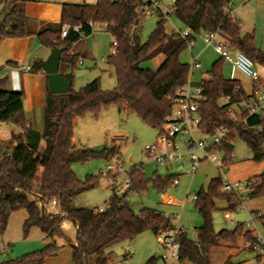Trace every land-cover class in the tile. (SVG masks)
Segmentation results:
<instances>
[{
    "label": "trees",
    "instance_id": "16d2710c",
    "mask_svg": "<svg viewBox=\"0 0 264 264\" xmlns=\"http://www.w3.org/2000/svg\"><path fill=\"white\" fill-rule=\"evenodd\" d=\"M230 2L175 0L172 17L183 31H189V37L184 40L166 33V22L157 18L154 30L142 43L140 32L145 18L138 13V0H97L95 5H63L60 22L41 25L40 28L38 22L24 15L21 0H0L7 11L4 19H0V41L36 36L40 44L50 50L63 49L60 69L61 72L70 70L64 79L68 82L65 95H50L46 84L40 131L32 128L25 118L22 94L5 90L6 80L0 79V123L20 129L18 134L11 135L8 146L0 149V237L6 230L10 215L16 211H25L27 215L22 226L23 238L36 228L52 240L60 233L62 223L69 221L75 229L71 246L73 264H88L91 256L93 264H115L114 254L108 251L111 247L130 243L144 232L158 237L173 230L171 218L163 213L148 208L135 212L125 201L130 193L143 196L149 186L157 193H163L172 185L173 176L154 174L149 180L139 166L130 168L128 186L120 193L122 196L113 194L102 212L72 207L74 198L97 185L96 177L78 180L72 172V165L97 158L109 160L117 155L115 146L105 147L99 152L78 148L74 143L73 128L78 120L96 118L103 110L115 107L120 115H134L144 125L159 132L171 114L175 92L189 80L188 65L181 63L179 57L187 49V41L200 34L220 31L232 51L241 52L253 64L264 65V53L254 47L253 35H240L236 22L225 14ZM89 23L94 26L105 24L104 30L116 44V54L106 59L116 81L111 91L101 90L98 79L78 91L73 90L72 72L76 69L78 57L70 54L73 44L60 39V33L64 26H80L79 34L89 37L93 32ZM158 55L164 59L155 71L140 67L142 62ZM223 64L222 59L213 63L208 80L198 84L206 97L199 108L200 131L211 135L219 127L230 130V145L223 148L227 158L223 164L225 169L231 164L236 139L248 148L251 161L263 162L264 117L252 116L247 121L249 127L233 129V123L218 105L222 96L231 97L232 102L244 97L241 88L235 92L236 87H240L236 81L224 78ZM34 70L40 71V65H34ZM40 143H43V148ZM244 184L246 192L239 199L232 193H221L219 175L205 191L196 195L195 209L203 224L196 230L195 241L189 240L183 232L178 235L179 264H210L208 254L212 237L234 242L236 237L242 236L250 246L255 243L251 232H242V225L217 234L212 229L215 201H225L227 210L231 212L240 208L244 199L264 198V173ZM52 201L56 203L53 209L50 207ZM259 220L264 226V217ZM58 250L52 241L40 250L15 259L6 258L0 264H44ZM146 264H156V260L150 259Z\"/></svg>",
    "mask_w": 264,
    "mask_h": 264
},
{
    "label": "rangeland",
    "instance_id": "374dc122",
    "mask_svg": "<svg viewBox=\"0 0 264 264\" xmlns=\"http://www.w3.org/2000/svg\"><path fill=\"white\" fill-rule=\"evenodd\" d=\"M161 4L163 8H169L172 5V0H163ZM157 20V16L155 15L145 17L140 32V40L142 43L146 42L151 35ZM165 31L169 33L178 32L183 31V28L171 17V19L165 23ZM94 37L96 41L92 47L87 43L88 56L83 59V65H77L76 69L72 72L74 91H78L95 79H98L100 88L103 91H111L116 86L114 73L113 71H108L109 67L106 64V59L111 55L112 41L107 34L97 31V29H94ZM195 38L202 39V36L200 35ZM190 49L187 48L180 55L179 61L181 63L186 65L189 64ZM101 59H103V61H101ZM154 60L155 59L144 61L141 63L140 67L153 70L155 67ZM94 61H96L95 65L93 63ZM254 68L259 71L262 67L261 65L255 64ZM36 125L38 126L40 124ZM194 136L195 139L201 138V136L196 133ZM157 137L158 132L144 125L138 117L134 115H120L115 107L103 110L96 118L85 117L78 120L73 128L74 143L78 148L99 152L105 147L115 146L117 155L112 156L109 160L97 158L84 164L72 165V172L78 180L85 181L88 178H97V185L90 191L74 198L71 204L72 207L75 209L92 211L105 209V204L114 194L113 182L111 178H104L100 175L102 172H106L107 166L111 164L115 158L119 160V165L121 167V171L115 177V186L117 188H122V192L125 190L124 183L127 178V173L133 166L141 167L146 178L149 180L152 179L154 173L159 176L168 174L169 171L165 168L154 166L144 152L145 146H154L156 144ZM262 147L264 150V142ZM219 156L222 158L223 153L219 154ZM202 164L203 163L200 164L201 166L199 165L200 171L197 175L191 176L186 174L180 176L177 188L169 187L167 191L157 193L149 186L147 192L143 196L130 193L125 197V201L135 212L142 208H148L159 211L166 217L174 216V218L171 219L173 228L183 232L189 240L195 241L196 230L202 226L203 221L195 209V203L191 198L196 196L201 189L205 190L209 180L217 178L219 175L220 177L224 176L225 179L227 178L231 183H244L250 179L258 169V163L251 161V154L248 148L239 139H236L233 143L231 164L227 169L222 168L218 170L220 166L219 163L214 165ZM163 194L174 199V207L163 205L160 200V196ZM215 208V211L211 215L214 234L222 230L230 231L241 224L246 230H250L249 228L255 229L256 235L262 240L264 245V226L261 225L259 220L254 222L253 227H247V224L249 225L247 211L250 212L252 209L260 210L261 215L264 216V198L244 199L241 207L231 212L226 209L225 201H215ZM65 222L71 225L69 221ZM71 228L72 229L66 233L65 237L60 239V241L62 245L65 246L66 250L72 254L71 246L74 243L75 235L72 225ZM53 243H55V240ZM214 244H225L230 248H235L236 239L234 242H230L217 240V238L212 237V245L216 246ZM56 245L59 248L58 251L63 247L59 243ZM239 245L241 247L237 254L231 256L224 264H257L256 257L262 255L264 258V247L260 252L253 251L251 246L242 240H240ZM108 251L114 254V262L119 264H146L150 259H155L156 264H166L161 260L164 252L158 242V238L154 237L150 232H144L138 235L130 243L115 245ZM209 252L208 258L210 264L222 263V256H224L223 251L218 252L216 249L211 252L209 248ZM126 254L129 255V257L124 259V255ZM93 263L94 258L91 256L88 258V264ZM168 264L179 263L171 261Z\"/></svg>",
    "mask_w": 264,
    "mask_h": 264
},
{
    "label": "crops",
    "instance_id": "0c3cea01",
    "mask_svg": "<svg viewBox=\"0 0 264 264\" xmlns=\"http://www.w3.org/2000/svg\"><path fill=\"white\" fill-rule=\"evenodd\" d=\"M21 1L23 5L24 15L27 18L38 22V28H40L41 25L58 24L60 22L63 5L80 6L95 5L97 3V0ZM5 11L6 10H4L3 3H0V16ZM229 14L230 17L236 22L239 28L240 35L252 34L254 39V47L260 52L264 53V0H231L229 6ZM94 29H97V31L100 32H104L112 41L110 35L104 29H100L98 27H95ZM94 29L89 37L79 39L71 46L70 54L78 57V66H82L83 59L88 56L87 43L91 47L95 44L96 40L94 37ZM166 33L170 34L169 32ZM200 35L202 36V34ZM51 52L52 50L40 44L36 36H30L22 39H4L0 41V79L6 80L5 90L22 94V107L25 118L32 126V128L38 131L41 130L42 126V106L44 102V96L46 94V79L44 73L42 72V69L40 71H35L34 65H36V60H40L41 62L45 61L50 56ZM190 58L195 59L196 62L200 64V68L192 69L189 74V81L193 85H198L202 81L208 80V72L210 71L213 63L220 59L214 53L212 48L204 45L200 38L194 39L193 45L190 49ZM154 59L155 67L152 71H155L160 66V63H162L164 58L162 55H158ZM101 61H103V59H101ZM93 63L95 65L96 61H94ZM26 67H29L30 70L25 71ZM261 67V70H256L259 76L260 83L264 85V65H262ZM108 71L112 72V69L108 68ZM59 72L65 79V77L70 73V70L61 72V69L59 68ZM223 76L225 79L236 81L239 84L244 97L251 94L253 83L248 78L244 77L238 70H236L235 67L225 62L223 64ZM261 115L263 118L264 106ZM36 124L40 125L37 126ZM19 132L20 129L15 127L14 125L0 123V149L4 150V148L8 146L11 135L18 134ZM40 147H44L43 143H40ZM206 164L214 165L209 162H204L202 165ZM200 166L198 167V171L195 175H197V173L200 171ZM257 167L258 169L256 173H254L251 178L264 173V162L258 163ZM186 174L187 173L185 172V170H183L179 174L169 172L168 174L161 176L176 177L179 184V177ZM213 179L209 180L205 190ZM228 182L231 181L228 180ZM178 184L176 186H170V188H177ZM205 190L201 189L200 191ZM160 200L163 205L167 207L175 206L174 199L164 194L160 196ZM166 201H170L171 204L167 205ZM192 201L195 203V200L192 199ZM225 207L227 209L226 202ZM253 212H258L261 214L260 210L252 209L250 212L247 211V215L249 216V214ZM26 218L27 215L25 211L22 210L16 211L10 215L6 230L0 237V262L6 258L15 259L24 254L37 251L43 246L50 244L54 240L56 244L59 243L61 244V246H63L60 239H63V237H65V234L72 229V224L70 225L69 223L63 222L60 228V233L54 236L52 240L46 238L36 228H32L29 231L27 237L23 238L22 226ZM259 222L263 226V222L260 220ZM242 232H251L252 236L255 237V233L252 230H246L243 228ZM240 240L248 243L245 238L239 236L236 237L235 248H230L225 244H214L216 246H210L211 252L212 250L216 249L218 250V252L223 251L224 256H222L221 262L224 264L227 260L230 259L231 256L237 254L241 247L239 245ZM256 263L264 264V258L262 255L256 257ZM44 264H73L72 254L68 250H66L65 246H63L55 255L47 258Z\"/></svg>",
    "mask_w": 264,
    "mask_h": 264
},
{
    "label": "built area",
    "instance_id": "2783aa9c",
    "mask_svg": "<svg viewBox=\"0 0 264 264\" xmlns=\"http://www.w3.org/2000/svg\"><path fill=\"white\" fill-rule=\"evenodd\" d=\"M138 13L141 17L155 15L157 18L167 22L173 15V3L169 8H163L161 2L156 0H138ZM225 14L229 15V9L225 10ZM89 27L94 29L98 27L105 29L106 25L94 26L89 23ZM70 27L64 26L60 33V39L65 40L66 35ZM78 33V38L84 37L79 34L80 26L72 27ZM173 35L186 39L189 37V31L171 32ZM202 42L204 45L212 48L214 53L222 59L225 63L232 65L236 68L244 77L248 78L253 83L252 92L249 96L242 98L239 97L236 102H232L231 97L222 96L218 101V105L223 108L225 116L229 119L235 128L249 127L248 119L252 116L262 118V109L264 106V85L259 81V76L254 68L253 62L239 51H232L229 42L220 31L213 33L202 34ZM194 40L187 41V48L190 49ZM73 44V43H72ZM111 55L116 54V44L112 43ZM189 74L192 69L200 68V64L195 59L190 58ZM30 68L26 67L25 71H29ZM240 87H236L235 92ZM206 100L203 95V89L198 85H193L189 80L185 86L179 88L173 98V108L171 114L166 118L161 130L158 132L156 144L154 146H145L144 152L149 158L150 162L154 166L163 167L169 172L179 174L183 170L191 176L195 175L198 167L201 163L209 162L212 164L219 163V169L223 168V164L227 161L223 148L230 145L229 136L230 130L226 127H219L211 135H206L200 131L201 118L199 116L200 105ZM256 129V127H252ZM195 133L199 134L201 138L195 139ZM223 153V157L220 158L219 154ZM121 171L119 160L113 159V162L107 166L106 172L101 173V177L111 178L113 192L118 194L122 192V188L115 186V177ZM222 187L221 193H232L236 198L246 192L245 184L240 182H228L225 177L221 176ZM178 184L177 178L174 177L171 186ZM128 186V180L126 178L124 188ZM191 199L196 200V196ZM167 205H170V201H166ZM56 206L55 201H52L50 207L53 209ZM104 209H98L97 213L102 212ZM260 213H250L248 216L249 225L252 226L254 222L261 218ZM169 218H174L170 216ZM255 233V243L251 246L253 251H262L264 245L262 240L256 235L255 229L249 228ZM181 231L173 228V230L160 234L158 242L164 252L161 260L168 264L171 261L178 262L180 243L178 241V235ZM125 259L129 255H124ZM119 264V263H115Z\"/></svg>",
    "mask_w": 264,
    "mask_h": 264
},
{
    "label": "water",
    "instance_id": "95a60500",
    "mask_svg": "<svg viewBox=\"0 0 264 264\" xmlns=\"http://www.w3.org/2000/svg\"><path fill=\"white\" fill-rule=\"evenodd\" d=\"M7 15L5 11L0 19L3 20ZM78 38V33L69 29L65 38V41L72 44ZM63 49L53 48L50 56L43 62L36 60V65H40L42 72L45 75L48 92L50 95H65L68 89V82H66L59 72L60 59ZM122 194L119 195L121 197Z\"/></svg>",
    "mask_w": 264,
    "mask_h": 264
}]
</instances>
